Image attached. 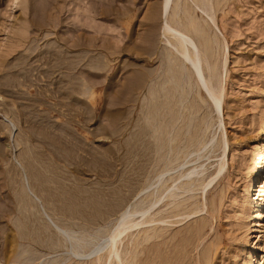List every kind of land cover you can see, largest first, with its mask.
<instances>
[{
    "label": "rangeland",
    "instance_id": "obj_1",
    "mask_svg": "<svg viewBox=\"0 0 264 264\" xmlns=\"http://www.w3.org/2000/svg\"><path fill=\"white\" fill-rule=\"evenodd\" d=\"M161 1L0 0V264H264V0H178L209 30L203 68L220 98L215 111L188 73L185 106L179 91L155 102V127L180 111L174 131L204 122L168 173L143 103L164 51ZM190 169L192 185L176 179ZM160 174L187 192L135 216L110 260L107 247L90 255L122 211L164 192Z\"/></svg>",
    "mask_w": 264,
    "mask_h": 264
},
{
    "label": "bare ground",
    "instance_id": "obj_2",
    "mask_svg": "<svg viewBox=\"0 0 264 264\" xmlns=\"http://www.w3.org/2000/svg\"><path fill=\"white\" fill-rule=\"evenodd\" d=\"M184 1V0H183ZM187 1V0H186ZM194 1V0H193ZM178 0H162L161 1V4H160V8H159V13H158V17H159V19H160V28H159V31H160V37L162 38V40L164 41H162L163 42V45H164V51L163 52H161L160 53V59H159V70H158V72L155 74V78L153 79L152 78V80H151V84L149 85V88H148V96H146L145 98H144V100H143V103H144V107L146 108V110H147V113L145 114V117H144V120L146 121L145 122V124H147V126L150 128V130H151V133L153 134L152 136H153V138H154V142H157V143H154V144H157L158 146H156V153H159L160 151L162 152V150L164 151V148H165V146L166 147H168L167 148V153L164 155V153L165 152H163V160H164V157L166 158V156H167V158H168V162L164 165V167L167 169V167H168V169L166 170L164 167V169L162 168V171L164 170V172H167L168 173V171H170L171 172V170H173L174 169V167L173 168H171L172 167V165L177 161L176 160V156H178L177 154H178V152H179V146H178V144L177 143H183V150H187L188 149V145H190L191 143L194 145V147H195V144H194V142L196 143L197 142V144H198V140L197 139H200V137H199V134L203 131V129H202V126H203V124H204V122H203V120H200L199 121V123L196 125V124H194V125H196L195 127H194V125H192L191 126V124H192V121L190 122L189 121V123H186L187 124V129L186 128H184L183 127V131H181L179 128H178V124H179V121L178 120H180V119H182L183 118V115H182V112H181V115L182 116H180V112L179 113H177L176 115H173L172 117H170L171 115H172V112H171V114L170 113H168V114H170V116H169V118H170V120H168V122H164L163 121V123H166V124H164V125H162V128L160 127V125H161V123H160V125L159 126H154L153 125V123H155V122H153L152 123V121H153V119L155 118V112L156 111H154L155 109L156 110H158L157 108H155L154 106L156 105L155 104V102H157L158 101V99H162V97L163 98H166L165 100H169V98L170 99H172V98H174L175 100H176V98H175V95L177 94V92H178V101L176 102V106H178L177 108L179 109V107H180V109H181V106H183L184 104H185V100L187 99V94H188V89H190L191 88V86L192 85H190V83H188L189 82V76H188V73H189V75L192 77V79H193V81H195V83H196V85H198V88H199V90H201V91H204V93H205V95L206 94H208V96L210 97V101L209 102H211L212 104H213V106H214V108H215V111H218V105H217V101H218V98H220V94H219V91H217L216 90V88L212 85V83H211V72H210V75H209V73H208V75H209V78H206L205 77V71L207 70L208 71V68L209 67H207V69H205V71H204V68H203V63L205 62V59H206V53H207V51L209 52V49L211 50V48H212V46L210 47V45H211V36L209 37V35H208V32H209V30H208V32L206 31V29H205V27L202 29L201 27H200V24H199V22L200 21H197V18H195L194 17V15H192V13L191 12H189V7L190 6H188V8H187V6H186V8H184L183 9V11L182 12H184V13H180V7L178 6ZM181 2V1H180ZM195 2V1H194ZM198 2V1H197ZM202 2V1H201ZM184 3V2H183ZM186 3V2H185ZM193 3V2H192ZM191 3V4H192ZM200 3V2H199ZM183 5H185V4H183ZM182 5V6H183ZM188 5V4H187ZM192 5H194V3L192 4ZM199 5V4H198ZM181 6V5H180ZM201 6H202V3H201ZM205 6V5H204ZM203 6V7H204ZM192 7V6H191ZM208 7V6H207ZM196 8V7H195ZM197 9H200V8H197ZM204 10H205V8H204ZM203 10V11H204ZM191 11H193V10H191ZM202 11V10H201ZM206 11V10H205ZM191 13V14H190ZM206 13V12H205ZM208 13H210V12H208ZM182 16H181V15ZM207 14V13H206ZM208 17H209V15H208ZM212 18V17H211ZM199 20V19H198ZM208 21H209V23H210V20H209V18H208ZM204 22V21H203ZM208 23H206L205 22V26L206 27H208V25H207ZM204 25V24H203ZM202 25V26H203ZM212 27V26H211ZM192 30V31H191ZM195 33L196 35H195V38H193L194 37V35L193 34ZM199 36L200 37V43H201V45H203V46H199L198 45V43L195 41V39H196V36ZM213 35V34H212ZM213 38H215V37H213ZM197 39H198V37H197ZM211 39V40H210ZM216 39V38H215ZM202 41L204 42V44H202ZM215 41V40H214ZM213 43V42H212ZM217 43V42H216ZM215 44V43H214ZM200 48H199V47ZM202 47H204V48H206V52L205 51H203L202 49ZM202 48V49H201ZM202 51H201V50ZM211 52H212V50H211ZM210 52V53H211ZM209 53V55L210 56H212L211 54ZM208 56V55H207ZM150 57V56H149ZM210 58V57H209ZM208 58V59H209ZM216 58V57H215ZM213 61H214V59H213ZM206 63H208L209 65H210V63L209 62H207L206 61ZM205 63V64H206ZM215 64V63H214ZM213 65V64H212ZM208 66V65H207ZM217 67V66H216ZM215 74V73H214ZM207 76V75H206ZM141 77V76H140ZM179 80V81H178ZM178 81V82H177ZM197 89V88H196ZM180 90L181 91H183V93L182 94H179L180 93ZM190 93H191V91H190ZM198 93V92H197ZM190 95V94H189ZM173 100V99H172ZM174 100V101H175ZM207 100H208V98H207ZM173 101V102H174ZM170 101H166V103H168L169 105H171L170 103H169ZM204 102V101H203ZM163 104V106H166L167 104ZM171 103H172V101H171ZM184 103V104H183ZM215 103V104H214ZM183 104V105H182ZM160 105H161V103H160ZM159 105V106H160ZM174 105V104H173ZM187 105V104H186ZM168 106V105H167ZM166 106V108H168L167 110L169 111L170 109H169V106L167 107ZM185 106V105H184ZM143 107V108H144ZM156 107H157V105H156ZM161 107H162V105L159 107L160 109L159 110H161V111H163L162 109H161ZM142 108V109H143ZM155 108V109H154ZM165 108V107H164ZM174 108V107H173ZM182 108H184V107H182ZM192 107H191V105H190V109H191ZM178 109H175V110H177V112L179 111ZM189 109V108H188ZM190 109H189V111H190ZM193 109V108H192ZM158 110V111H159ZM172 110V109H171ZM187 110V109H186ZM197 110H199V107H196V110H193V112L194 111H197ZM183 111V110H182ZM192 111V110H191ZM164 112V111H163ZM185 113V112H184ZM192 113V112H191ZM164 114H166V113H162L161 112V115H164ZM174 114V113H173ZM193 114V113H192ZM204 113H202V115H203ZM156 115L158 116V113L156 112ZM160 115V114H159ZM160 115V116H161ZM188 115H189V113H188ZM156 116V117H157ZM159 116V117H160ZM166 116V115H165ZM164 116V117H165ZM192 116V115H191ZM190 116V117H191ZM204 116V115H203ZM202 116V117H203ZM158 117V118H159ZM188 117V116H187ZM161 118V117H160ZM168 118V117H167ZM185 118V117H184ZM183 118V119H184ZM164 119V118H163ZM166 119V118H165ZM188 119V118H187ZM193 119H194V117H193ZM159 120V119H158ZM185 120V119H184ZM191 120V119H190ZM157 121V120H156ZM162 121V120H161ZM176 121L178 122V124H177V127L176 128H178L177 130L179 131L180 130V132H177V130H176V128H175V131H176V133H175V131H174V127L173 128H171L172 127V125H174L175 123H176ZM188 122V121H187ZM174 123V124H173ZM195 123V122H194ZM185 124V125H186ZM176 126V125H175ZM184 126V125H183ZM158 127V128H157ZM180 127H182V125L180 126ZM189 127H192V128H196L195 129V131L193 132V130L194 129H191L192 131L190 132V130H189ZM144 128H146V127H144ZM262 131H261V133L262 134H264V124L262 125ZM146 131H148V130H146ZM207 131V130H206ZM175 134H174V133ZM193 132V133H192ZM203 133V132H202ZM202 133H201V135H202ZM204 136V135H203ZM183 137H186V139L185 138H183ZM199 137V138H198ZM182 139H184L185 141H183ZM179 141V142H178ZM212 140L211 141H209V142H207V143H205V144H202L201 143V141H200V143L201 144H199L200 146V148L198 149L199 150V152H202L203 153V151H205L207 148H209L210 146H212ZM177 145H176V144ZM191 144V145H192ZM197 144H196V146H197ZM193 147V146H192ZM212 148V147H211ZM191 149V148H190ZM195 150H196V148H195ZM197 150V151H198ZM183 151L184 152V154L188 151ZM191 152H189L187 155H191L190 154ZM195 153H197L196 151H195ZM202 153H200L201 154V156L198 154V156H196L197 158L199 157V159H200V157H202ZM209 154V153H208ZM161 155H162V153H161ZM193 156V155H192ZM192 156H190V157H192ZM187 157V156H186ZM189 157V156H188ZM159 158L160 157H158V160H159ZM189 159V158H188ZM157 160V161H158ZM161 160V159H160ZM196 160V159H195ZM185 161L187 162V159H185ZM184 161V162H185ZM189 161V160H188ZM260 161H261V166L262 167H264V152L261 154V156H260ZM160 161H158V163H159ZM183 163V162H182ZM180 163L178 166H175V168L176 167H178V168H181V167H183V165L185 166V163ZM187 164V163H186ZM219 164V163H218ZM171 166V167H170ZM174 166V165H173ZM170 167V168H169ZM177 168V169H178ZM184 168V167H183ZM222 167L220 166L217 170L219 171H216V175H217V172H218V174L220 173V169H221ZM187 172L184 174V173H178V175H176V177H174V179L176 178V179H184L185 181H186V183L187 182H189V185H190V183H191V177L194 175V170L193 169H190L189 171L188 170H186ZM164 172H160L161 174H164ZM174 173H177V172H174ZM173 173V174H174ZM161 174H160V176H159V178L157 179L159 182H162V185H163V181H162V179H164L162 176H161ZM159 175V174H158ZM172 178V177H171ZM175 179V180H176ZM199 179H201V178H199ZM178 180V181H179ZM195 180H196V178H195ZM214 179L212 178L211 180H209L210 181V183L213 181ZM258 179L256 178V177H254L252 180H251V183H250V187L251 188H253V186L256 184V181H257ZM174 181V180H173ZM172 181V182H173ZM184 181V182H185ZM192 181H193V179H192ZM176 182H177V180H176ZM175 181H174V183L173 184H175V186L177 185V184H179V182L178 183H176ZM182 183V182H181ZM180 183V185H182ZM184 184L185 186H186V188H187V185L188 184ZM194 183V182H193ZM193 183H191V185L193 184ZM198 183V182H197ZM207 183H209V182H207ZM165 184V183H164ZM201 186L204 184H202V183H199ZM198 184V185H199ZM179 185V186H180ZM197 184L195 183V185L194 186H196ZM197 185V186H198ZM199 185V186H200ZM206 185V184H205ZM205 185H203V186H205ZM161 186V185H160ZM160 186H159V188H158V190H159V192H161V191H164L163 193L161 192V193H158L157 194V189H156V191H155V197L153 196V198L151 199V200H148V202H147V204L143 207V206H141V207H138V208H132V209H127V208H125V209H127V210H125V211H122V213L119 215V218H118V220H117V222H116V225H115V227L114 228H112L110 231H109V233H108V235H107V237L103 240V241H101V243H99L98 244V246H97V248L93 251H91L89 254L90 255H92V254H97V252H100L102 249L104 250L106 247L108 248V251H107V257H106V259H105V261L107 260L108 261V259L110 258V256H112L115 252H116V244H117V239H119L120 238V236H121V234H123L124 232H126L129 228H134V226H138L139 224H140V222L138 223V221L135 223V216H137L138 218L140 217H145L144 215L146 214V213H148L149 212V210H151L152 209V207H154L155 206V204L161 199V198H163L162 196H164V195H166V194H172L173 192L171 191V189H173V186H168V187H166V186H164V187H166V188H163V187H161V188H163V189H160ZM174 186V187H175ZM200 186V187H201ZM183 187V188H182ZM182 187H179V188H182L183 189V191L186 189H184V186H182ZM190 186H188V189H189V191H190V189L193 187V186H191L190 188H189ZM177 188V187H176ZM179 188H177V189H179ZM204 188V187H203ZM24 189V188H23ZM175 189V188H174ZM177 189H176V191H177ZM182 189H179V190H181L182 191ZM192 190V189H191ZM172 193H171V192ZM176 191H174L175 193H178V192H176ZM186 191V190H185ZM184 191V192H185ZM188 191V192H189ZM187 192V191H186ZM175 193H173V196L175 195ZM154 194V193H153ZM157 194V195H156ZM177 195V194H176ZM168 196L170 197V195H167V198H168ZM172 196V195H171ZM172 196V197H173ZM164 198H166V197H164ZM163 198V199H164ZM176 198V197H175ZM173 199H174V197H173ZM144 205V204H143ZM136 206V205H135ZM134 207V206H133ZM130 208V207H129ZM195 211V210H194ZM193 214H194V212H193ZM142 217V218H143ZM139 218V219H140ZM143 219H145V218H143ZM142 224H144V223H142ZM119 242V241H118ZM108 244V245H107ZM19 245V244H18ZM21 246V245H20ZM77 246V245H76ZM25 249V248H24ZM22 252H26V250H22ZM21 256V255H20ZM185 257V256H184ZM110 260V259H109Z\"/></svg>",
    "mask_w": 264,
    "mask_h": 264
}]
</instances>
